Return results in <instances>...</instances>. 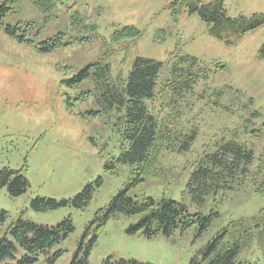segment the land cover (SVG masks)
I'll return each mask as SVG.
<instances>
[{
  "label": "rangeland",
  "instance_id": "rangeland-1",
  "mask_svg": "<svg viewBox=\"0 0 264 264\" xmlns=\"http://www.w3.org/2000/svg\"><path fill=\"white\" fill-rule=\"evenodd\" d=\"M215 1L200 0L199 6ZM223 2L231 18L264 13V0ZM68 4L97 26V35L86 46L39 56L0 31V171H20L30 184L18 198L0 189V242L6 238L17 247L15 258L3 263L17 264L26 254L11 233L20 219L53 228L70 218L75 231L52 250L62 252L55 264H71L77 256L86 257L88 264L107 259L190 264L218 237L226 247L240 244L236 264H264V233L237 223L257 216L264 198L237 187L200 203L187 189L195 161L222 139H236L253 151V166L264 160V59L259 56L264 25L227 44L209 33L206 22L184 0H70ZM127 26L136 27L142 36L112 42L111 35ZM174 55L220 64L225 70L213 69L199 83L197 91L205 92V97L194 103L188 117L200 130L192 151L164 153L161 175L145 178L127 191L136 201H175L192 216L194 223L185 231L178 228L171 236L147 239L128 233L137 218L108 211L136 169L120 160L126 142L120 116L114 108L104 109L95 95L86 94L91 86L75 77L86 65L102 59L115 78L125 76L137 57L168 62ZM61 59H66V69L61 68ZM167 78V72L163 73L158 91ZM220 90L228 91L225 97H217ZM160 119H165V112ZM90 184L92 199L84 209L76 208L73 199ZM38 198L68 203L39 212L31 205ZM207 217L211 218L209 228L202 231ZM35 264L50 263L41 259Z\"/></svg>",
  "mask_w": 264,
  "mask_h": 264
},
{
  "label": "trees",
  "instance_id": "trees-1",
  "mask_svg": "<svg viewBox=\"0 0 264 264\" xmlns=\"http://www.w3.org/2000/svg\"><path fill=\"white\" fill-rule=\"evenodd\" d=\"M69 1L0 0V31L39 56L59 55L66 52L67 47L86 46L90 37L97 35V26L88 23L78 12V7L74 9L75 5L70 6ZM184 1L191 4L192 13H199L209 33L227 44H233L264 25V13L251 17H229L223 0L204 6H199L200 0ZM141 36L142 33L136 27L127 26L115 31L111 41H134ZM259 56L264 59V43ZM65 61H59L62 69H66ZM219 68L225 70L220 64H207L189 55H174L168 62L137 57L125 76L121 73L112 78L110 65L102 59L86 65L75 77L78 82L91 86L86 94L95 95V100L104 109L114 108L120 116V126L126 141L120 160L136 166V169L134 178L112 199L108 211L137 218L128 233L152 239L160 234L171 236L178 228L185 231L194 223L187 209L175 201L157 203L150 198L136 201L129 197L127 191L145 178L161 175L159 165L164 153L186 154L192 151L200 130L188 117L194 111V103L205 97V92L199 93L197 89L202 80L209 78L213 69ZM165 72L168 78L158 91L161 76ZM227 92L220 90L216 95L225 97ZM237 94L238 97L242 96L240 92ZM160 100L164 104H159ZM163 112L165 119L161 120ZM254 158V152L236 139H222L213 150L205 151L195 161L187 184L188 193L198 202L204 203L206 198L218 195L220 191L245 187L264 198V160L253 166ZM2 188L7 189L9 197L18 198L28 191L30 184L20 171L5 169L0 171ZM93 191V185L85 187L73 199V205L78 209L87 207ZM67 203L38 198L31 205L36 211L48 212ZM210 220V217L202 220V231L209 228ZM237 223L264 233V207L254 218ZM74 231V223L70 218L53 228L20 219L11 227L14 239L26 251L17 264H35L41 259L55 264L62 252L53 253L52 250ZM16 250L14 242L3 238L0 242V264H4L8 258L14 259ZM239 250L238 242L226 247L218 237L200 252L201 258H193L190 264H236ZM71 264H88V260L77 256ZM102 264L149 263L107 259Z\"/></svg>",
  "mask_w": 264,
  "mask_h": 264
}]
</instances>
